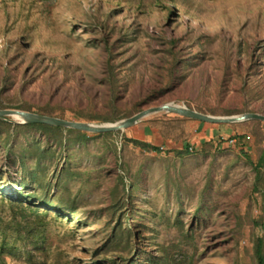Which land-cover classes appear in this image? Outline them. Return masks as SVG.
<instances>
[{"label": "rangeland", "instance_id": "1", "mask_svg": "<svg viewBox=\"0 0 264 264\" xmlns=\"http://www.w3.org/2000/svg\"><path fill=\"white\" fill-rule=\"evenodd\" d=\"M175 1L169 22L156 0H0L3 61L15 49L5 41L24 36L45 68L1 101L118 122L75 116L114 111L106 35L119 106L264 115V0ZM170 38L179 60L167 80ZM181 117L159 111L85 137L64 130L59 142L21 129L8 140L0 130V264H257L264 211L247 158L264 147V124Z\"/></svg>", "mask_w": 264, "mask_h": 264}, {"label": "trees", "instance_id": "2", "mask_svg": "<svg viewBox=\"0 0 264 264\" xmlns=\"http://www.w3.org/2000/svg\"><path fill=\"white\" fill-rule=\"evenodd\" d=\"M175 0H169L168 2L162 1V0H156V4H160L161 10L163 12L165 11L167 14V21L176 22L173 17L176 15L177 17L179 14L176 12V5ZM174 3V5H173ZM173 5V6H172ZM116 9V8H114ZM198 24L201 25V23L198 22ZM10 41H5V46H12L14 47V51L9 57V61H3V59H6V54L2 50L0 52V96L7 91L8 86H12L17 82H21V89H23V86L32 81L29 78L26 77L27 73H30L31 71L36 72H43L45 68L42 69L41 64L38 63L37 58L41 56L42 54H30L28 55L27 52L29 51V43L28 41H25L26 38L23 37H17L14 36L12 38H9ZM103 42L105 44V50L107 51L108 58L106 59V69H107V83L110 88V106L114 109L112 110L113 113L111 115L103 117V115H100L98 113H88L86 115L82 114L80 111L75 112L76 118L80 119H86L90 121H99V122H116L122 119H126L137 113L140 109L138 108L139 102H134L132 107H121L118 104V96L120 93V87H121V79L119 78V73L117 70V66L114 63V53L113 48L109 46L108 38L106 35L103 36ZM171 47H168V52L172 55V59L169 61L168 64V78L167 80H171L173 73H174V67L177 65L178 57L174 49H172L173 45L175 44L176 40L170 38L168 40ZM20 48V49H19ZM18 51V52H17ZM21 52V53H19ZM22 54V55H20ZM22 56V57H20ZM22 59V60H20ZM18 61V63L13 64L12 62ZM55 74L51 75V77H54ZM22 91V90H21ZM21 94V93H20ZM0 99V109L3 108H12V109H20L25 111H31V106L28 104H4ZM48 104H45V106L39 108L40 110L37 112L39 114L43 115H49V116H57L54 114V111L52 109V104L50 102H47ZM58 106V105H57ZM239 113L235 110H225V115H232ZM62 118V117H61ZM185 118V117H181ZM252 122H256L259 124H264V121L261 120H250ZM246 121V122H250ZM9 122L6 120L0 119V130H5L8 133V140L12 139L14 135L19 134L18 130L21 129V131H32L37 132L42 135H44L47 138H53L57 140L58 142L62 139V132L64 130H67L68 132L76 133L80 137H85L86 133H83L79 130H73L68 128H63L59 126H52L48 124H42V123H33V124H26V125H20L16 124L13 128ZM12 128V131L14 130V133H11L10 130ZM236 138H243L241 135L236 136ZM234 136L232 138H235ZM231 138V137H230ZM205 145L206 149L208 146L212 147L211 141H205L203 143ZM248 162L251 164V166L254 169L255 177H254V184H253V194L259 193L261 195V204H262V210L264 211V147H262L261 152L256 159V161H253L251 158H247ZM28 198V197H24ZM30 200V199H29ZM256 224L260 227V234L256 236L254 245H253V252L255 256V260L257 264H264V216L261 218L260 222H256ZM173 264H179L177 262Z\"/></svg>", "mask_w": 264, "mask_h": 264}, {"label": "water", "instance_id": "3", "mask_svg": "<svg viewBox=\"0 0 264 264\" xmlns=\"http://www.w3.org/2000/svg\"><path fill=\"white\" fill-rule=\"evenodd\" d=\"M166 111L179 116L187 117L190 119L208 122V123H218V124H228V123H236L247 120H261L264 121L263 114L257 113H244L241 115H231V116H214L207 115L197 111H194L185 106L176 105L173 103H165L161 106L157 107H149L146 108L135 115L120 120L114 124H103L97 125L88 122H80V121H69L56 117L41 115L33 112H28L19 109H0V119L5 120V117L11 116L18 119L17 124L26 125L33 123H42L48 124L52 126H59L68 129L81 130L85 132H108L115 130H123L134 124H136L143 117L150 115L155 112ZM109 125V126H106Z\"/></svg>", "mask_w": 264, "mask_h": 264}, {"label": "bare ground", "instance_id": "4", "mask_svg": "<svg viewBox=\"0 0 264 264\" xmlns=\"http://www.w3.org/2000/svg\"><path fill=\"white\" fill-rule=\"evenodd\" d=\"M14 119L18 120L17 118L14 117ZM106 126H109V125H106Z\"/></svg>", "mask_w": 264, "mask_h": 264}, {"label": "crops", "instance_id": "5", "mask_svg": "<svg viewBox=\"0 0 264 264\" xmlns=\"http://www.w3.org/2000/svg\"><path fill=\"white\" fill-rule=\"evenodd\" d=\"M248 121V120H247ZM239 134H243V133H239ZM234 140H236L235 138H234Z\"/></svg>", "mask_w": 264, "mask_h": 264}, {"label": "built area", "instance_id": "6", "mask_svg": "<svg viewBox=\"0 0 264 264\" xmlns=\"http://www.w3.org/2000/svg\"><path fill=\"white\" fill-rule=\"evenodd\" d=\"M232 141H235L234 139Z\"/></svg>", "mask_w": 264, "mask_h": 264}]
</instances>
